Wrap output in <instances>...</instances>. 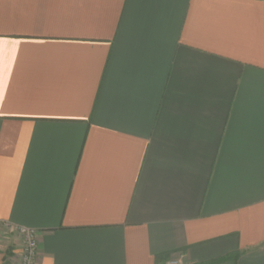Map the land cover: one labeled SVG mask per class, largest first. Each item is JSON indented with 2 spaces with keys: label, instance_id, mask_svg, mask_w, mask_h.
Wrapping results in <instances>:
<instances>
[{
  "label": "crops",
  "instance_id": "obj_1",
  "mask_svg": "<svg viewBox=\"0 0 264 264\" xmlns=\"http://www.w3.org/2000/svg\"><path fill=\"white\" fill-rule=\"evenodd\" d=\"M0 221L37 264H264V0H0Z\"/></svg>",
  "mask_w": 264,
  "mask_h": 264
},
{
  "label": "built area",
  "instance_id": "obj_2",
  "mask_svg": "<svg viewBox=\"0 0 264 264\" xmlns=\"http://www.w3.org/2000/svg\"><path fill=\"white\" fill-rule=\"evenodd\" d=\"M13 236L20 247V261L18 264H37L39 241L37 230L32 227L0 221V239ZM168 264H186L182 260H171Z\"/></svg>",
  "mask_w": 264,
  "mask_h": 264
}]
</instances>
